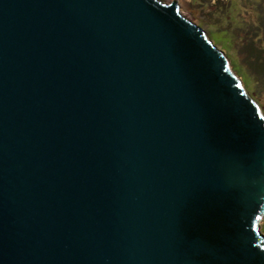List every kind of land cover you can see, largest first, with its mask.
<instances>
[{
	"label": "water",
	"instance_id": "water-1",
	"mask_svg": "<svg viewBox=\"0 0 264 264\" xmlns=\"http://www.w3.org/2000/svg\"><path fill=\"white\" fill-rule=\"evenodd\" d=\"M179 8L0 0V264H264V116Z\"/></svg>",
	"mask_w": 264,
	"mask_h": 264
},
{
	"label": "rangeland",
	"instance_id": "rangeland-1",
	"mask_svg": "<svg viewBox=\"0 0 264 264\" xmlns=\"http://www.w3.org/2000/svg\"><path fill=\"white\" fill-rule=\"evenodd\" d=\"M159 1L172 5L175 0ZM176 1L179 12L201 26L207 38L224 52L230 69L264 116V82L257 80L255 57V43L264 47V0ZM258 230L264 234V218Z\"/></svg>",
	"mask_w": 264,
	"mask_h": 264
},
{
	"label": "trees",
	"instance_id": "trees-1",
	"mask_svg": "<svg viewBox=\"0 0 264 264\" xmlns=\"http://www.w3.org/2000/svg\"><path fill=\"white\" fill-rule=\"evenodd\" d=\"M264 41V40H263ZM255 57L258 59V82H264V47L260 48L255 43Z\"/></svg>",
	"mask_w": 264,
	"mask_h": 264
}]
</instances>
